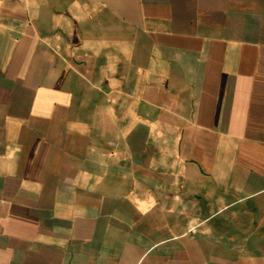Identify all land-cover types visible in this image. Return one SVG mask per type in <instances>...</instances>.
I'll return each instance as SVG.
<instances>
[{
	"label": "crops",
	"instance_id": "crops-1",
	"mask_svg": "<svg viewBox=\"0 0 264 264\" xmlns=\"http://www.w3.org/2000/svg\"><path fill=\"white\" fill-rule=\"evenodd\" d=\"M0 264H264V0H0Z\"/></svg>",
	"mask_w": 264,
	"mask_h": 264
}]
</instances>
